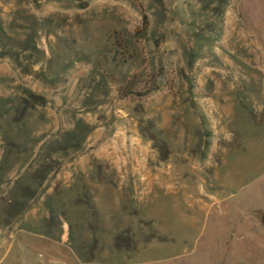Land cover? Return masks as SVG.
<instances>
[{
	"label": "rangeland",
	"instance_id": "1",
	"mask_svg": "<svg viewBox=\"0 0 264 264\" xmlns=\"http://www.w3.org/2000/svg\"><path fill=\"white\" fill-rule=\"evenodd\" d=\"M9 209L0 264H264V0H0Z\"/></svg>",
	"mask_w": 264,
	"mask_h": 264
},
{
	"label": "crops",
	"instance_id": "2",
	"mask_svg": "<svg viewBox=\"0 0 264 264\" xmlns=\"http://www.w3.org/2000/svg\"><path fill=\"white\" fill-rule=\"evenodd\" d=\"M90 202L93 205L92 198L90 199ZM8 211H9L11 216L8 215L7 217H5V220H4L5 222H4L3 226L0 228V256H3L4 254H6L9 251L13 241L17 237L15 231H16L17 227H19V224L17 225L15 223L17 221H14L12 223L9 220L11 217H13L15 215V213L10 211V209ZM7 228H9V229L7 230ZM95 228H96V226H94V229ZM61 237H62L63 241H65V242L68 241L67 232L63 233Z\"/></svg>",
	"mask_w": 264,
	"mask_h": 264
},
{
	"label": "trees",
	"instance_id": "3",
	"mask_svg": "<svg viewBox=\"0 0 264 264\" xmlns=\"http://www.w3.org/2000/svg\"><path fill=\"white\" fill-rule=\"evenodd\" d=\"M89 203V206L88 207H91V210H90V214H94V211H93V208H92V204H91V202L89 201L88 202ZM95 225L93 224V226L92 227H94Z\"/></svg>",
	"mask_w": 264,
	"mask_h": 264
}]
</instances>
